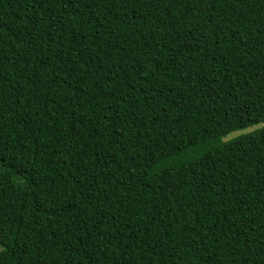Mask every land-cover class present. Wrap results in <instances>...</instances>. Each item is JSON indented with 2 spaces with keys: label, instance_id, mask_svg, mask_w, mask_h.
<instances>
[{
  "label": "trees",
  "instance_id": "obj_1",
  "mask_svg": "<svg viewBox=\"0 0 264 264\" xmlns=\"http://www.w3.org/2000/svg\"><path fill=\"white\" fill-rule=\"evenodd\" d=\"M0 264H264V0H0Z\"/></svg>",
  "mask_w": 264,
  "mask_h": 264
},
{
  "label": "snow or ice",
  "instance_id": "obj_2",
  "mask_svg": "<svg viewBox=\"0 0 264 264\" xmlns=\"http://www.w3.org/2000/svg\"><path fill=\"white\" fill-rule=\"evenodd\" d=\"M221 128H222V132L220 133L221 136L229 137V138L235 137L236 139L240 138L238 136L235 128H233L232 126L222 125ZM233 142H235V140H233ZM229 146H231V145H229Z\"/></svg>",
  "mask_w": 264,
  "mask_h": 264
},
{
  "label": "rangeland",
  "instance_id": "obj_3",
  "mask_svg": "<svg viewBox=\"0 0 264 264\" xmlns=\"http://www.w3.org/2000/svg\"><path fill=\"white\" fill-rule=\"evenodd\" d=\"M259 127H260V125H253V126H250L249 128H246V129L236 130V132H237L238 136H240L241 134L253 131L256 128H259ZM233 138H235V137H232V138L224 137L223 141H228V140L233 139Z\"/></svg>",
  "mask_w": 264,
  "mask_h": 264
}]
</instances>
